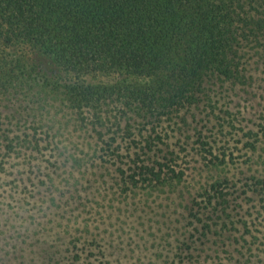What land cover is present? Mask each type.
<instances>
[{"label": "rangeland", "instance_id": "1", "mask_svg": "<svg viewBox=\"0 0 264 264\" xmlns=\"http://www.w3.org/2000/svg\"><path fill=\"white\" fill-rule=\"evenodd\" d=\"M241 58L243 83L101 138L90 111L0 99V264H264V55Z\"/></svg>", "mask_w": 264, "mask_h": 264}, {"label": "trees", "instance_id": "2", "mask_svg": "<svg viewBox=\"0 0 264 264\" xmlns=\"http://www.w3.org/2000/svg\"><path fill=\"white\" fill-rule=\"evenodd\" d=\"M246 49L264 55V0H0V99L24 117L55 101L80 128L90 111L101 138L120 114L159 119L211 79L243 83Z\"/></svg>", "mask_w": 264, "mask_h": 264}]
</instances>
